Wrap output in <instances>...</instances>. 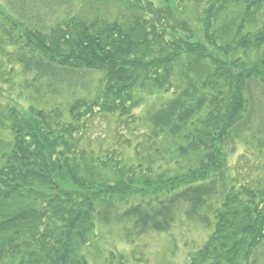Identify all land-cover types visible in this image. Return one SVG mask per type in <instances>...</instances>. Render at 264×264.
Returning a JSON list of instances; mask_svg holds the SVG:
<instances>
[{
    "label": "trees",
    "instance_id": "1",
    "mask_svg": "<svg viewBox=\"0 0 264 264\" xmlns=\"http://www.w3.org/2000/svg\"><path fill=\"white\" fill-rule=\"evenodd\" d=\"M185 220L187 264H264V0H0V264H145Z\"/></svg>",
    "mask_w": 264,
    "mask_h": 264
},
{
    "label": "rangeland",
    "instance_id": "2",
    "mask_svg": "<svg viewBox=\"0 0 264 264\" xmlns=\"http://www.w3.org/2000/svg\"><path fill=\"white\" fill-rule=\"evenodd\" d=\"M82 91V90H81ZM88 92V91H87ZM88 94V93H84ZM90 94V93H89ZM100 136L106 135L104 147H111L112 144L123 143L124 139L118 136L120 132L118 123L106 120H100L95 130ZM130 135V134H128ZM110 137L108 140L107 138ZM99 141H102L99 139ZM99 144V143H96ZM100 145L98 149L100 150ZM245 146L238 144L235 153L231 156V163L234 165L238 162L240 155L245 153ZM237 165H235L236 167ZM210 232H205L198 224L189 223L186 220L174 225L170 233L157 234L152 233L139 239L136 247L139 253L143 254L146 259L145 264H187V254L192 250H198L206 242ZM189 245V251L185 248Z\"/></svg>",
    "mask_w": 264,
    "mask_h": 264
}]
</instances>
